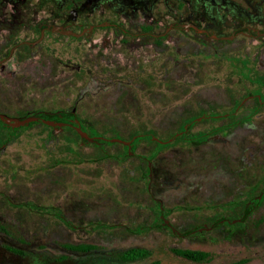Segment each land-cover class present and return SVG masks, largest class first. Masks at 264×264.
<instances>
[{
	"label": "flooded vegetation",
	"instance_id": "1",
	"mask_svg": "<svg viewBox=\"0 0 264 264\" xmlns=\"http://www.w3.org/2000/svg\"><path fill=\"white\" fill-rule=\"evenodd\" d=\"M218 23L229 27L230 31H219ZM243 41L254 43L255 50L240 51L235 45L236 51L228 53L225 50L229 44ZM64 42L74 43L71 56L76 61L62 59L57 51L53 53L52 46L58 47ZM192 44L203 49V56L210 49H214L212 53L216 55L215 50L220 46L218 54L229 62L228 73H232L234 80L222 81V98L216 101L219 109L202 105L196 112L180 114L181 120L180 115H176L171 122L173 129L163 137L151 128L136 133H154L151 137L163 144L155 155L166 147L186 141L193 148L213 149L219 162L191 171L189 186L195 194L190 196V201L193 204L199 198V202H219L221 210L211 212L202 222L192 218L178 219L174 211L166 210L163 198L156 196L153 199L155 210L150 217L133 218V226L116 222L127 234L153 232L151 243L115 250L114 244L110 245L111 238L102 244L62 241L54 259L39 263L21 258L25 253L23 248L2 241L3 235H10L5 227L0 229V264H264L261 252L255 255L263 257L256 259L242 255L248 242L241 243L238 248L231 244L224 247L222 241L226 239H222L214 245L217 248L211 249L210 243L206 248L192 247L204 232L210 234L223 227L243 226L252 233L255 227L259 229L264 224V0H0V86L6 84L16 89L21 75L40 72L46 76L51 68L56 77L72 71L77 73L84 61L91 60V68L95 71L90 77L92 84L106 90L114 81V87L121 90L132 83V80L119 77L113 80L121 67L141 73L147 58L155 59L159 67L163 53L184 55L185 52L189 54L186 50L190 49L194 54ZM86 67L85 74L92 72L88 65ZM81 97L79 94L75 101ZM56 109L69 110L72 116L52 120L61 122L60 125L46 124L51 135L64 129L74 134L72 130L78 126L92 136L74 107ZM0 112L21 118V115ZM202 121L208 124L192 131ZM179 124L182 130L177 131ZM179 135L183 138L177 140ZM7 138V131L0 129V156L9 141ZM79 139L80 143H85L83 138ZM228 155L230 163L226 162ZM225 172L229 174L227 179ZM210 185L219 188L214 189L216 194L212 191L210 194ZM75 208L72 202H61L57 211L48 214L63 223L59 225L61 230L70 229L64 233L72 234L82 229L79 219L85 216ZM251 218L255 221L247 226ZM37 229L30 232L28 222L16 227L20 234L43 235V228ZM26 240L29 239L17 238V242ZM25 244L35 245L34 238ZM69 244H90L92 247L72 249ZM37 246L40 250H48L47 243ZM135 249H144L147 253L133 257ZM100 250L103 253H99ZM180 250H200L207 255L197 260L180 254ZM122 253L124 258L119 257Z\"/></svg>",
	"mask_w": 264,
	"mask_h": 264
},
{
	"label": "rangeland",
	"instance_id": "2",
	"mask_svg": "<svg viewBox=\"0 0 264 264\" xmlns=\"http://www.w3.org/2000/svg\"><path fill=\"white\" fill-rule=\"evenodd\" d=\"M218 24L219 31H230L229 27ZM71 44L74 45L72 42H64L58 47L53 45L52 51H57L62 59L67 57L74 61ZM234 45L239 46L240 51L255 50L254 43L245 41L229 44L225 50L228 53L236 51ZM218 47L216 55L212 53L214 49H210L203 56V49L195 44L191 47L194 54L190 49L186 50L189 54L185 52L184 55L163 53L159 67L155 59L147 58L141 73L121 67L113 80L118 77L132 80L121 90L114 87V81L109 84V89L96 88L90 79L95 72L91 60L84 61L80 71H72L69 75L66 71L56 77L53 68L46 76L40 72L23 74L16 89L6 84L0 86V111L22 115L36 109L74 107L92 136L115 135L128 140L132 132L151 128L156 135L163 137L173 129L174 116L196 112L202 105L219 109L216 101L222 98V81L229 83L234 76L228 73L229 62L222 60L218 54L222 47ZM83 49L86 50L84 46ZM86 65L92 72L85 74ZM79 94L82 97L76 102ZM207 124L198 122L192 131ZM0 129L6 132L7 125L0 123ZM154 139H142L125 155L124 144L120 141H104L103 149H100L93 142L80 143V139L67 129L51 135L40 122L17 126L0 156V221L10 231V235H3L2 241L23 248L25 253L20 255L21 258L39 263L54 259L62 241L102 244L111 238L109 243L114 244L115 250L151 243L153 232L127 234L116 222L133 226V218L150 217L155 210L153 199L156 196L163 198L166 210L174 211L178 219L192 218L195 222H202L211 212L221 210L219 202H199V198L193 204L190 201V196L195 194L189 186L191 171L219 162L214 150L201 146L193 148L186 141L166 147L152 157L151 149L154 147L151 152L155 153L158 147L153 145ZM230 157L227 156V163L231 162ZM228 177L225 172L224 178ZM214 189L219 188L209 186L210 194L211 191L216 194ZM61 202H72L75 209L85 214L79 219L82 229H76L72 234L64 233L70 229L61 230L59 225L63 223L49 216L50 211L59 209ZM253 221L254 218L248 219L247 226ZM26 222L30 232L43 228V235L18 233L17 225L24 226ZM72 223H76L74 218ZM18 236L29 240L17 242ZM33 238L35 245L25 244ZM196 241L192 247L206 248L210 243L211 249L219 241L224 247L231 244L235 248L248 242L242 255L256 259L264 255V250H259L264 247L261 245L264 243V224L259 229L255 227L252 233L243 226L236 229L223 227L210 234H199ZM38 243H47L48 250H40ZM256 252L262 254L255 255ZM228 257L232 256L228 254Z\"/></svg>",
	"mask_w": 264,
	"mask_h": 264
},
{
	"label": "trees",
	"instance_id": "3",
	"mask_svg": "<svg viewBox=\"0 0 264 264\" xmlns=\"http://www.w3.org/2000/svg\"><path fill=\"white\" fill-rule=\"evenodd\" d=\"M30 114L36 115L37 117L50 119V120H55V119L59 118V116H61V117L72 116V114L69 110L54 109V110L44 111V110L36 109V110H32V111H28V112L23 113L21 115V117H25V116L30 115ZM73 116L76 117L75 115H73ZM33 122H40L44 125V127L48 128V125L41 122L40 118H38L36 121L28 122L27 124H30ZM0 123L3 124L4 126L7 125L6 131H7L8 138L6 140L7 141L10 140L11 139L10 137L13 136L12 134H13V132L16 131L17 127H12L9 124H6L5 122H3L1 119H0ZM27 124H25V125H27ZM180 130H182L181 124H179L177 131H180ZM72 131L74 132V135L76 137L80 138V136L78 135V133L76 132L75 129ZM89 134H91V133H89ZM133 135H135V137L133 139H131ZM152 135H154V133L149 134L147 132H142V133L132 132L130 134V136L127 138L128 140H130L129 145H123L124 146L123 154L128 155L127 150L133 151L136 148L137 144L140 141H143L142 139H144V138L151 139ZM114 136H111V137H114ZM108 138L109 137H95V139L92 142L98 148L103 149L102 144L104 143V141L111 142ZM181 138H183V136H181V135L176 137L177 140L181 139ZM85 142L88 143V141H85ZM154 142H155V144H153V145H158L157 149L160 148L161 146H163V144H160L156 139H154ZM167 143H170V139H168ZM153 149H154V147L151 149V151ZM157 149H156V151H157ZM151 151H150V156H152V157L155 156L156 151H155V153H152ZM5 227H6L5 224L0 222V229L4 230ZM68 247H70L72 249H87V248H91L92 245H90V244H69ZM132 251H133L132 252L133 257H135V256L141 257L147 253V251L144 249H135ZM179 253L184 255V256L191 257V258L197 259V260L204 259L207 255L206 252L200 251V250H194V251H192V250H180ZM119 257L124 258V254L123 253L120 254Z\"/></svg>",
	"mask_w": 264,
	"mask_h": 264
},
{
	"label": "water",
	"instance_id": "4",
	"mask_svg": "<svg viewBox=\"0 0 264 264\" xmlns=\"http://www.w3.org/2000/svg\"><path fill=\"white\" fill-rule=\"evenodd\" d=\"M0 119L3 122H5L6 124H9L12 127H17V126L25 125V124H27L28 122H31V121H36L37 120V116L33 115V114H30V115H27L25 117H21L20 118V117L10 116V115H7L5 113L0 112ZM41 121L43 123H45V124H48V125H60L61 124V122H54V121H52L50 119H44V118H41ZM74 128L78 132L79 136L81 138H83L85 141L92 142L94 140V137L89 136L80 127L75 126ZM108 139L110 141H112V142L113 141H120L121 143L126 144V145H129V143H130V140H121V139L116 138V137H110Z\"/></svg>",
	"mask_w": 264,
	"mask_h": 264
}]
</instances>
